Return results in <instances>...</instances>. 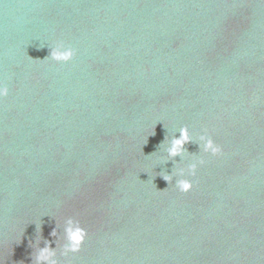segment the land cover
I'll use <instances>...</instances> for the list:
<instances>
[{"label":"water","instance_id":"95a60500","mask_svg":"<svg viewBox=\"0 0 264 264\" xmlns=\"http://www.w3.org/2000/svg\"><path fill=\"white\" fill-rule=\"evenodd\" d=\"M0 82V264H264V0H0Z\"/></svg>","mask_w":264,"mask_h":264},{"label":"clouds","instance_id":"9594fccd","mask_svg":"<svg viewBox=\"0 0 264 264\" xmlns=\"http://www.w3.org/2000/svg\"><path fill=\"white\" fill-rule=\"evenodd\" d=\"M50 54L45 59H51L56 62L67 63L73 59L75 51L72 47H66L62 43H57L50 47ZM9 95V88L0 82V99ZM179 136H172L170 139L166 136L160 146L163 147L169 160H174L175 157H184L187 153L185 145L193 141V136L187 126H183L178 130ZM154 134V133H152ZM198 142L203 153L210 154L213 157L220 156L222 154V147L217 144L211 136L206 132L198 136ZM205 163L204 159H194L187 165L186 168H179L176 171L169 173H161L162 178L172 183L173 177L178 176L180 178L175 180V188L181 193H188L193 189V182L191 179L184 178L186 175L195 176L199 165ZM164 191V190H163ZM53 237H58L57 231L54 229L51 233ZM87 230L81 226L78 220L71 217L67 218L63 227V239L62 250L60 255H67L68 253H77L81 250L87 238ZM40 240L36 241V249L34 256V264H59L57 258V247H51V242L45 240L44 247H39Z\"/></svg>","mask_w":264,"mask_h":264}]
</instances>
